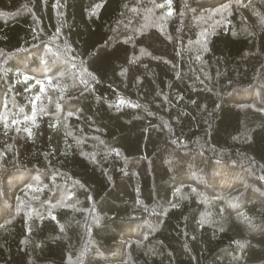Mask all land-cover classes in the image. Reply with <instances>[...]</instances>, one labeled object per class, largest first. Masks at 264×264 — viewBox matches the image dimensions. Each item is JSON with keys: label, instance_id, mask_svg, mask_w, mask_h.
Segmentation results:
<instances>
[{"label": "trees", "instance_id": "obj_1", "mask_svg": "<svg viewBox=\"0 0 264 264\" xmlns=\"http://www.w3.org/2000/svg\"><path fill=\"white\" fill-rule=\"evenodd\" d=\"M0 166V264H264V0H0Z\"/></svg>", "mask_w": 264, "mask_h": 264}, {"label": "rangeland", "instance_id": "obj_2", "mask_svg": "<svg viewBox=\"0 0 264 264\" xmlns=\"http://www.w3.org/2000/svg\"><path fill=\"white\" fill-rule=\"evenodd\" d=\"M67 69V66L66 64L64 66H62L59 70H64L66 71ZM69 74L72 75V77L74 78H78L79 80L81 79V81L85 84L87 83H90L91 80H90V77L88 76V74L82 72L81 69H78V72H77V69H73L72 66H69ZM69 74H66L68 76H70ZM118 105H129V106H134L135 104L130 102L128 99H126L125 97H121L118 102H117ZM1 167V166H0ZM225 201H223V203H226V205L228 206V203H229V199H227L226 197L224 198ZM260 203L259 205H263L264 206V202L263 200H260ZM224 204V206L226 207V210L231 213L234 217H236V213L234 212H231L227 206ZM238 219V218H237ZM205 221L208 222V223H211L213 224L214 226H220L222 225V217L221 215L217 212V211H213L212 209H208L207 213H206V216H205ZM242 220L238 219L236 222H239V224H241L243 227H245L247 224L246 223H243L241 222ZM248 247L250 248H253V246L249 243L248 244ZM264 255V254H263ZM83 256L80 257V259L76 262V264H83Z\"/></svg>", "mask_w": 264, "mask_h": 264}]
</instances>
